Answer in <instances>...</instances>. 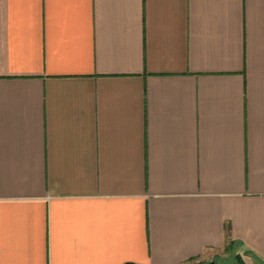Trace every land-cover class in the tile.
<instances>
[{"label":"crops","instance_id":"obj_1","mask_svg":"<svg viewBox=\"0 0 264 264\" xmlns=\"http://www.w3.org/2000/svg\"><path fill=\"white\" fill-rule=\"evenodd\" d=\"M264 264V0H0V264Z\"/></svg>","mask_w":264,"mask_h":264},{"label":"rangeland","instance_id":"obj_2","mask_svg":"<svg viewBox=\"0 0 264 264\" xmlns=\"http://www.w3.org/2000/svg\"><path fill=\"white\" fill-rule=\"evenodd\" d=\"M210 259H215L220 264H239L238 254L232 247L212 252Z\"/></svg>","mask_w":264,"mask_h":264},{"label":"flooded vegetation","instance_id":"obj_3","mask_svg":"<svg viewBox=\"0 0 264 264\" xmlns=\"http://www.w3.org/2000/svg\"><path fill=\"white\" fill-rule=\"evenodd\" d=\"M209 261H215L216 264H220V263H218L215 259H211V260H209ZM209 261H206V262H209ZM201 263H205V262H199V263H195V264H201Z\"/></svg>","mask_w":264,"mask_h":264},{"label":"water","instance_id":"obj_4","mask_svg":"<svg viewBox=\"0 0 264 264\" xmlns=\"http://www.w3.org/2000/svg\"><path fill=\"white\" fill-rule=\"evenodd\" d=\"M201 264H216L215 261H209V262H205V263H201Z\"/></svg>","mask_w":264,"mask_h":264}]
</instances>
